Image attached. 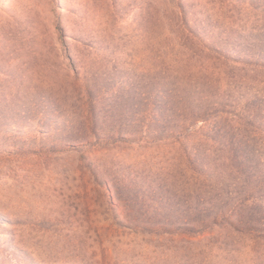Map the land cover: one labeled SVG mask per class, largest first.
Masks as SVG:
<instances>
[{"label": "rangeland", "instance_id": "374dc122", "mask_svg": "<svg viewBox=\"0 0 264 264\" xmlns=\"http://www.w3.org/2000/svg\"><path fill=\"white\" fill-rule=\"evenodd\" d=\"M0 264H264V0H0Z\"/></svg>", "mask_w": 264, "mask_h": 264}]
</instances>
